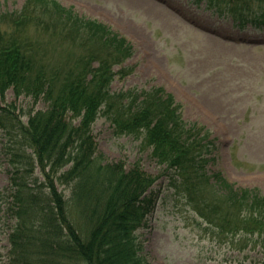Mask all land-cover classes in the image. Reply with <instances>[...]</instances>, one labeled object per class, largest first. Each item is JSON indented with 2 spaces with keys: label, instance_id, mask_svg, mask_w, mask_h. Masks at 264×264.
Here are the masks:
<instances>
[{
  "label": "trees",
  "instance_id": "obj_1",
  "mask_svg": "<svg viewBox=\"0 0 264 264\" xmlns=\"http://www.w3.org/2000/svg\"><path fill=\"white\" fill-rule=\"evenodd\" d=\"M251 1L207 0V7L229 15L238 27L249 21L263 26L264 15L249 18ZM26 26L58 32L81 49L46 60ZM132 52L127 39L108 25L56 0H26L19 11L0 14V97L12 88L16 96L47 102L26 121L15 114L14 104L0 105V125L3 119L10 122L8 189L10 209L18 217L4 264H31L29 245L38 238L47 254L61 253L80 264H150L140 253L136 231L156 205L162 189L154 184L161 176L166 189L222 234L257 235L264 242V194L209 171L216 149L210 131L183 121L180 105L161 86L110 89L115 75L122 79L133 68L121 65L115 72L112 66ZM99 116L109 121L113 134L139 137L140 148L150 149L162 167L159 173L144 171L138 162L126 169L123 162L93 159L91 127ZM55 179L69 185L70 197L58 191ZM69 202L84 215L82 232L69 218ZM28 211L34 212L29 230L23 217Z\"/></svg>",
  "mask_w": 264,
  "mask_h": 264
},
{
  "label": "rangeland",
  "instance_id": "obj_2",
  "mask_svg": "<svg viewBox=\"0 0 264 264\" xmlns=\"http://www.w3.org/2000/svg\"><path fill=\"white\" fill-rule=\"evenodd\" d=\"M56 1L107 24L131 44L132 55L119 67L134 68L123 79L115 77L112 91L163 86L179 103L184 120L200 122L216 138L209 171H220L235 186L257 188L264 194V25L249 21L238 27L229 15L207 7V0ZM25 2L0 0V14L19 11ZM250 8L249 18L264 15V1L252 0ZM36 29L26 26L25 32L46 60L55 61L66 51L81 49L79 43L65 40L58 32ZM9 103L23 121L30 112L47 106L42 98L34 101L23 94L16 96L12 88L0 97V105ZM9 124L3 119L0 125V264L8 258L9 234L18 221L10 209L13 199L8 189ZM91 133L96 143L92 157L98 162H123L126 169L138 162L154 175L162 169L151 158L150 149L140 148L139 137L113 134L104 116L96 118ZM34 173L41 184V172L36 168ZM54 181L64 198L70 197L69 185ZM166 183L164 176L156 180L154 187L162 191L145 224L136 231L140 253L150 264H264V242L257 235L222 234L183 198L166 189ZM69 204L70 220L84 231L83 213L75 203ZM33 214L28 211L23 216L27 230ZM42 241L30 242L31 264H80L61 253L47 254L40 247Z\"/></svg>",
  "mask_w": 264,
  "mask_h": 264
}]
</instances>
